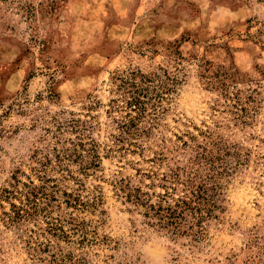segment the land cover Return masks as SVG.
<instances>
[{"label": "rangeland", "instance_id": "obj_1", "mask_svg": "<svg viewBox=\"0 0 264 264\" xmlns=\"http://www.w3.org/2000/svg\"><path fill=\"white\" fill-rule=\"evenodd\" d=\"M0 264H264V0H0Z\"/></svg>", "mask_w": 264, "mask_h": 264}, {"label": "trees", "instance_id": "obj_2", "mask_svg": "<svg viewBox=\"0 0 264 264\" xmlns=\"http://www.w3.org/2000/svg\"><path fill=\"white\" fill-rule=\"evenodd\" d=\"M145 90V88L140 87L139 85H133V88L130 89L128 91L129 94V98H128V103L130 104V106H134V108H136V111H141V109H143V97L145 95H143V91ZM183 203H186L185 201H183ZM165 212H167L166 214H162L161 215V219H166L169 222L172 221V219L178 218L180 215V213L177 210H171V209H167ZM172 224H174V221H172Z\"/></svg>", "mask_w": 264, "mask_h": 264}]
</instances>
